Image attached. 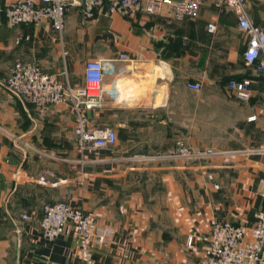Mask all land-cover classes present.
I'll use <instances>...</instances> for the list:
<instances>
[{
    "label": "crops",
    "instance_id": "0c3cea01",
    "mask_svg": "<svg viewBox=\"0 0 264 264\" xmlns=\"http://www.w3.org/2000/svg\"><path fill=\"white\" fill-rule=\"evenodd\" d=\"M16 1L0 0V10ZM199 1V17L181 22L166 21V8L129 19L102 9L85 21L73 7L60 39L47 20L10 28L0 13V264H82L71 226L55 241L42 237L46 204L67 203L113 229L110 244L93 250L95 264H188L205 252L214 221L254 224L264 208V73L247 100L222 87L250 75L246 38L232 12ZM247 10L264 30V0H247ZM122 53L127 62L117 61ZM89 58L108 64L102 104L85 115L116 142L80 152L69 108L38 112L1 83L22 61L65 71L60 81L83 88ZM177 140L217 155L176 158Z\"/></svg>",
    "mask_w": 264,
    "mask_h": 264
},
{
    "label": "built area",
    "instance_id": "2783aa9c",
    "mask_svg": "<svg viewBox=\"0 0 264 264\" xmlns=\"http://www.w3.org/2000/svg\"><path fill=\"white\" fill-rule=\"evenodd\" d=\"M199 0H21L4 7V21L7 27L35 25L43 20L50 22L57 38H62L68 11L79 7L85 21L94 18L97 11L107 9V14H117L129 19L139 14L157 15L167 9L168 22L193 20L199 17ZM214 6L234 14L237 28L246 38V48L241 57L248 67L255 66L256 72L264 70V30L253 24L247 10V0H215ZM207 32L216 31L214 23L207 24ZM118 62H127L125 53L118 56ZM108 63L97 58H89L84 63L83 88H72L60 81L59 76L50 73L32 62H15L3 80V86L14 95L33 105L38 112L50 106L69 108L74 114V135L80 152L87 149H106L114 146L116 133L109 127L93 128L85 115L86 111L101 106L105 89L103 79ZM250 81L232 80L227 88L237 98L250 97ZM187 88L200 91L199 82L187 83ZM253 117H251L252 119ZM176 158L204 159L216 156L211 149L197 152L188 148L183 140H177L174 147ZM264 197V188L261 190ZM27 220V215H22ZM71 226L75 236L78 256L82 264H95L93 250L110 244L114 231L99 226L94 214H87L59 202L46 204L39 222L41 235L47 241H55L66 226ZM191 239H188V244ZM188 264H264V208L255 215L252 225L233 224L228 221H214L209 232V243L202 256Z\"/></svg>",
    "mask_w": 264,
    "mask_h": 264
},
{
    "label": "trees",
    "instance_id": "16d2710c",
    "mask_svg": "<svg viewBox=\"0 0 264 264\" xmlns=\"http://www.w3.org/2000/svg\"><path fill=\"white\" fill-rule=\"evenodd\" d=\"M3 10H4V8L2 9V10H0V13H2V16L4 17V14H3ZM242 61H243V59H242ZM242 65H243V67L244 68H246L249 72H252V69L254 70V72L255 73H257L256 72V68H255V66H253V67H248V66H246L245 64H244V61L242 62ZM264 73V70L262 71V72H260V73H257V74H263ZM251 75V74H250ZM247 76V80H249L250 82H251V80H258L260 77H257L258 75H256L255 76V74H254V76L255 77H252V76ZM235 79V81H242L243 80V78H240V80H237L236 78H234ZM230 81H232V79L231 78H229L228 79V81H225V79H222V82H221V85H222V87L223 86H225V83L227 82V84H228V82H230ZM227 84H226V87H227Z\"/></svg>",
    "mask_w": 264,
    "mask_h": 264
},
{
    "label": "water",
    "instance_id": "95a60500",
    "mask_svg": "<svg viewBox=\"0 0 264 264\" xmlns=\"http://www.w3.org/2000/svg\"><path fill=\"white\" fill-rule=\"evenodd\" d=\"M99 38L108 39V38H112V36L110 34H103ZM160 66H161L162 70L164 71L165 75L168 76L169 79H172L171 71L168 68V66L164 62H161Z\"/></svg>",
    "mask_w": 264,
    "mask_h": 264
},
{
    "label": "rangeland",
    "instance_id": "374dc122",
    "mask_svg": "<svg viewBox=\"0 0 264 264\" xmlns=\"http://www.w3.org/2000/svg\"><path fill=\"white\" fill-rule=\"evenodd\" d=\"M205 1V0H204ZM193 20H195V19H193ZM239 69H240V66L238 65L237 66ZM245 70H247L246 68H245ZM247 74H251L252 75V77H255L256 75H258V74H255V76H254V74H252V72H249V73H247ZM246 74V75H247ZM247 77V76H246ZM227 84V82L225 83V85ZM1 85L3 86V83H1ZM204 88H217V87H215L214 85H209V87H207V86H205ZM29 105H31L30 103H28ZM33 106V105H32ZM34 107V106H33ZM35 108V107H34ZM36 109V108H35ZM182 139V138H181ZM184 141V140H183ZM182 159V158H181ZM197 160H201V159H197Z\"/></svg>",
    "mask_w": 264,
    "mask_h": 264
}]
</instances>
